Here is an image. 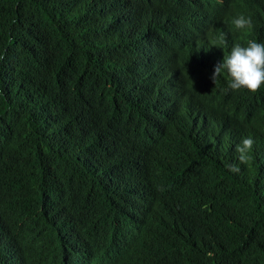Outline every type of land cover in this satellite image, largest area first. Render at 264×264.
Instances as JSON below:
<instances>
[{
  "label": "trees",
  "instance_id": "trees-1",
  "mask_svg": "<svg viewBox=\"0 0 264 264\" xmlns=\"http://www.w3.org/2000/svg\"><path fill=\"white\" fill-rule=\"evenodd\" d=\"M250 40L264 0H0V264H264V85L210 79Z\"/></svg>",
  "mask_w": 264,
  "mask_h": 264
},
{
  "label": "clouds",
  "instance_id": "clouds-1",
  "mask_svg": "<svg viewBox=\"0 0 264 264\" xmlns=\"http://www.w3.org/2000/svg\"><path fill=\"white\" fill-rule=\"evenodd\" d=\"M233 24L236 29H251L253 27L250 17L243 15L235 18ZM2 59V57H0ZM229 77L228 88L230 90L246 89L248 92H258L264 85V43L250 40L247 46L235 44L229 55L224 56L221 62L214 66L210 79L215 80L223 73ZM254 140L251 137L243 138L236 147L238 164H229L228 170L233 173L240 171L239 164H247L252 160L251 150ZM209 256L212 253L208 254Z\"/></svg>",
  "mask_w": 264,
  "mask_h": 264
}]
</instances>
